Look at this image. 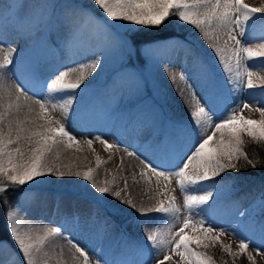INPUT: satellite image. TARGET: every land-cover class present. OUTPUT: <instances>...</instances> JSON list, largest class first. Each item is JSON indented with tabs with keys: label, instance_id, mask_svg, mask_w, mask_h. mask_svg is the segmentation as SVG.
I'll list each match as a JSON object with an SVG mask.
<instances>
[{
	"label": "snow or ice",
	"instance_id": "snow-or-ice-1",
	"mask_svg": "<svg viewBox=\"0 0 264 264\" xmlns=\"http://www.w3.org/2000/svg\"><path fill=\"white\" fill-rule=\"evenodd\" d=\"M91 3L100 15L81 8L74 0H34L22 5L25 11L15 14L10 21L11 31L15 33L12 42L0 23L3 54L0 55V203L4 205L7 232L15 246L13 249L7 240L0 238V254L8 249L7 261L0 256V264H69L64 259L61 240L72 253L71 264H110L102 248L89 250L81 246L65 224L38 223L23 201L8 199L9 189L28 185L26 191H30L32 183L47 177L83 180L97 203L111 196L141 218L153 212L159 214L155 223L145 219L140 222L144 239L134 247L147 254L145 264H237L241 257H246L248 264H255L249 248L254 245L257 255L264 256L261 251L264 219H258L264 216V195L254 202L253 211L240 213L245 217L241 223L246 234L237 235L235 228L230 231L217 226L209 214L218 204L219 192L198 193L206 182L214 185L227 172L256 169L262 164L249 156L245 146L264 145V91L259 93V99L248 91L264 90V32L257 35L254 31L256 20H264V6L253 7L245 0H91ZM172 23L189 25L199 34L213 54L220 70L219 78L184 40L174 36L154 37ZM61 30L75 40L86 42L83 50L90 53V59L78 62L76 67L70 62L62 70L46 69L47 57L43 55L35 56L26 69L14 65L20 41L43 42L45 35L48 36L45 50L51 45L63 54L52 39V32ZM147 35L154 38L141 39ZM162 51L183 56L185 62L191 59L192 78L197 81L200 95L188 84L189 77L182 71L179 80L190 89L185 98L190 109L187 121H165L153 109L138 110L127 117L133 132L148 133L141 144L144 153L151 152L160 160L156 164L144 153L124 150L143 165L140 176L155 178L158 195L163 197L157 205L144 208L122 196L128 188L126 178L121 189H116L114 181L103 184L95 181L97 170L112 161L111 155L101 160L97 154L95 168L86 170L61 166L57 160L61 145L71 148L83 143L95 152L92 146L97 142L105 151L119 150L117 142H109L102 135L78 139L68 130L70 114H78L73 108L77 93L83 91L85 80L108 57H117L125 63L138 55L145 62L161 66L175 83L177 77L171 72V59L161 65ZM14 68L27 73L23 81L19 76L13 78ZM71 72L78 73L75 80L67 79ZM130 79L138 95L146 78L137 72ZM123 88L120 79L111 84L113 94L120 93L121 98ZM179 91L183 96V90ZM240 94L251 96L255 106L240 99ZM50 110H58L63 120L53 118ZM245 110L258 112L260 118L246 117ZM135 178L133 174L134 181ZM177 188L183 195L182 204L177 203ZM72 221L81 228L95 223L92 216L83 221L73 216ZM226 235L238 240L237 250L223 242ZM217 251L219 258L215 255ZM115 264H137V260L126 254Z\"/></svg>",
	"mask_w": 264,
	"mask_h": 264
},
{
	"label": "bare ground",
	"instance_id": "bare-ground-1",
	"mask_svg": "<svg viewBox=\"0 0 264 264\" xmlns=\"http://www.w3.org/2000/svg\"><path fill=\"white\" fill-rule=\"evenodd\" d=\"M34 0H0V13L3 15V19L0 23L3 24L4 30L10 31L14 36L15 33L11 31L10 21L17 13H22L25 9L22 5L31 4ZM63 2V0H60ZM74 2L81 8L82 7L77 0ZM11 6V7H9ZM96 15H100L95 10ZM52 39L63 50V54L56 48L49 45L45 50L44 45L48 41V36L45 35L43 42L37 41H20L18 45V51L14 56V65H19L21 68L26 69L31 60L37 55H43L47 57L46 69H59L62 70L66 64L71 63L72 67H76L78 62L86 61L90 59V53H85L84 48L86 42L75 40L66 31H53ZM179 39V38H176ZM199 41V34L195 35L193 41ZM12 42V39H8ZM68 43L69 48L65 49V43ZM189 46L192 45L188 40H185ZM193 47V46H192ZM201 55H204L202 50H199ZM197 53V52H196ZM194 54V53H193ZM0 55H3L0 53ZM199 55V54H197ZM200 56V55H199ZM161 65L165 60L171 59L176 62V67H171V72L176 75V82L173 83L168 72H165L161 66H157L154 63H150L147 70L144 71L143 76L146 78V82L143 86V91L138 95L135 92L134 81L130 79V76L135 73L124 72V69H118L116 62L119 58L108 57L105 58L104 63L91 77L85 80L82 85L83 91H78L77 100L73 105L74 110H78V114H70L67 121L68 130L80 138H91L95 135H102L109 142L115 141L120 145L119 152L125 153V149L128 151L136 150L144 153L143 148H139L137 143L144 141L148 133L138 135L133 132L131 126L127 124V117L130 113H135L138 110L143 109H157L163 113L169 114L181 110L182 108H188L186 106L185 98L189 95L190 89L188 85L179 80L180 71L185 74H190L189 70L193 71L191 59L187 62L183 56L175 57L171 53L161 52L160 57ZM13 78L19 76L21 81L27 75L26 72L17 71L14 68ZM264 74V73H262ZM77 72H71L67 79L75 80ZM190 79L192 76L190 75ZM122 80L123 98L120 93L113 94L111 90V84L115 80ZM197 82L192 83V89L195 90ZM187 88V89H186ZM183 90V96L179 90ZM197 95H200V90L196 88ZM38 108V106H36ZM50 114L55 119L63 120L61 113L51 111ZM75 119V123H73ZM167 121V120H165ZM79 147V151H77ZM93 152L87 144L73 145L71 148H66L63 145L59 148V159L57 163L61 166L70 165L73 170H86L88 167L95 168L96 155L98 154L101 160H107L111 155L113 156L114 150L105 151L103 145L94 142ZM152 159L154 163L160 162L154 157L151 152L144 153ZM55 159V157H53ZM143 165L135 157L127 158L122 164L115 166L108 163L107 165H101L97 170L95 181L103 184L105 181H114L115 187L121 185L123 180H128V188L122 192V196L130 198L137 207L148 208L143 202L151 199H145V196L141 193L140 189L143 185L142 176L139 172L142 170ZM133 174H136L135 181L133 180ZM142 179V180H141ZM89 187L83 180L75 178L56 179L54 177H47L34 182L31 185V190L26 191L29 188L25 186V194L21 197V201L24 202L25 207L28 208L30 215L36 219L38 223L49 224L50 226H56L58 224H65L76 240H85L90 242L93 238V232H90V227L97 225L99 219L96 217V211L93 205H100L96 202V198L89 194ZM118 201L111 196H107L104 201ZM129 208V207H128ZM132 210L131 208H129ZM137 215H139L137 213ZM79 216L81 220H85L87 217L92 216L95 223L90 226L78 227L75 226L72 217ZM108 221H110L108 219ZM140 219H136L131 229L139 231ZM12 241V240H11ZM63 246L64 259L71 264V258L68 255V245L64 241H59ZM93 247V246H91ZM7 249L0 254L2 258L7 261ZM59 251V249H57Z\"/></svg>",
	"mask_w": 264,
	"mask_h": 264
},
{
	"label": "rangeland",
	"instance_id": "rangeland-1",
	"mask_svg": "<svg viewBox=\"0 0 264 264\" xmlns=\"http://www.w3.org/2000/svg\"><path fill=\"white\" fill-rule=\"evenodd\" d=\"M77 2L84 8H86L88 11L95 13V10L97 9L94 7V5L91 3V0H77ZM245 3L249 4L253 7H261L264 6V0H245ZM99 13V12H98ZM96 14V13H95ZM176 26V32L180 33H186L185 38L181 40H188L192 45L190 48L192 49V52L199 56L205 64L208 65L210 70L212 72H217L219 70L218 66L215 64V60L213 57V54L211 50L207 47V45L201 40V43L199 41H193V38L198 33L189 25L184 24H177ZM255 33L258 35L262 32H264V21L261 19H257L255 22ZM5 35L8 37V39H13L14 35L10 31H5ZM193 46V47H192ZM199 50H202L204 55H201ZM197 52V53H196ZM138 55L134 56L131 60L122 63L120 59L116 62V65L118 66V69H124V72H130V73H144L145 70H147V67L150 63L143 62L140 63L138 60ZM171 66L174 68L176 67V62L172 60ZM182 71H180L181 73ZM189 75L186 74L188 77L190 75L192 76V70H189ZM197 82L193 78L188 79V84L192 85V83ZM198 90V84L196 87H194ZM187 89V88H186ZM250 93H253L256 95V99H259V93L261 91H264L260 88L248 90ZM240 99L248 100L253 103L255 106V100L252 99L251 96L247 94H240ZM264 106V105H262ZM158 114L161 115V117L164 120L172 121V122H185L188 119L189 115V108H182L181 110H177L174 112L163 113L162 111H158L157 109L153 108ZM243 115L246 117H250L252 119H259V113L254 111L245 110ZM142 142H138L137 145H141ZM141 148V147H139ZM114 155L112 156L113 159L109 163L111 165L118 166L120 165V158H123V162L129 158L126 153H121L117 150H114ZM133 151V150H129ZM231 172H227L224 174L223 178H217L218 183H215L214 185L212 182H206L205 185L199 190L198 194H203L206 190H215L219 192L218 204L213 207V209L210 210V215L214 218V222L219 227L228 228L230 231L231 229H236L237 235H244L246 234L243 229V225L241 221L245 219V217H241L240 213L242 212H251L254 210V202L257 201L259 197L264 192V179L258 180L256 185H251L249 188L245 189L241 194L235 195L232 192L236 190L239 186L246 183V179L240 178V177H234L232 175H229ZM227 174V175H226ZM143 179V180H142ZM143 185L140 189L141 193L145 196V199H151V202L149 200L144 201L143 203L149 207H153L158 204L159 200L162 199L160 195H158V188L155 182V178H151L149 180L147 177H142ZM123 183V182H122ZM163 183V182H161ZM26 186V185H25ZM25 186L20 188L21 190L18 196V200L21 199L23 194H25ZM173 186L175 187V184L173 182ZM122 186L119 185L118 189H121ZM177 197V203L182 204L183 203V195L177 188L176 193ZM235 195V196H234ZM94 210L96 211V216L99 219V222H97V225H94L93 227H90V232H93L94 238L87 242L85 240H77L81 246L86 247L87 249L91 250L92 248H102L104 257L110 261V264H115L116 261H119L120 259L124 258L126 254L134 256V258L137 260V264H145V262L148 261L147 254L143 251L137 250L134 245L140 243L144 239V233L141 230V226L139 228V231H135L131 229L132 223L136 219H145L148 220L150 223H155L159 214L157 213H151L148 217L141 218L137 213L132 209L130 210L127 205H122L119 203V201H102L100 205H93ZM117 213V215H116ZM114 216L115 219H117L118 222H116L114 219L110 218V216ZM108 219L110 221H108ZM258 219H264V217H258ZM6 224V221H5ZM6 227V225H5ZM7 232V228H6ZM8 233V232H7ZM9 236V234H8ZM10 238V236H9ZM76 240V239H75ZM222 240L225 244H231L233 250H237V243L238 240L234 238L233 235H226L222 237ZM11 241V238H10ZM12 243V241H11ZM255 243H259V240H256ZM14 245V244H13ZM93 246V247H91ZM15 248V246L13 247ZM7 249V248H6ZM68 255L71 258L72 253L69 251L68 246ZM8 250V249H7ZM261 251H264V248L261 249ZM249 252H251L255 264H264V256L257 255L255 246H250ZM91 254V251H90ZM176 259L175 257L173 258ZM166 264H169V262H166Z\"/></svg>",
	"mask_w": 264,
	"mask_h": 264
},
{
	"label": "trees",
	"instance_id": "trees-1",
	"mask_svg": "<svg viewBox=\"0 0 264 264\" xmlns=\"http://www.w3.org/2000/svg\"><path fill=\"white\" fill-rule=\"evenodd\" d=\"M176 29L177 28L175 26V23L169 24L165 28L160 30L158 33H155L154 37L156 39L165 38V37H172V36L185 37L186 33H180L178 31L176 32ZM154 37H153V35H147V36L141 37V39L151 40ZM138 60L140 63L143 64L144 61L141 57H138ZM216 74L219 78L221 75L220 70H217ZM245 151L249 154L250 157L260 160L262 162L261 166H258L256 169L248 168L247 170L242 169L240 171H230L231 173H229V175H232L234 177L244 178V179H246V181H254L255 180L258 182V180L264 179V145L258 146V145L249 143L245 146ZM244 185L245 184L239 186L240 190L242 189V187ZM263 194H264V192H263ZM7 196H8V199L10 201L16 202L18 200L19 190L18 189H16V190L9 189ZM4 211H5L4 205L2 203H0V238L5 239L7 241H10L8 233L6 232ZM116 215H117V213H116ZM109 216L111 217V215H109ZM119 217L115 219V217L112 216L111 218L114 219L116 222H118L117 219H119ZM261 217H264V216H261ZM215 255L217 256V258H219V252L218 251L215 253ZM237 264H248L247 258L246 257L239 258L237 260Z\"/></svg>",
	"mask_w": 264,
	"mask_h": 264
}]
</instances>
